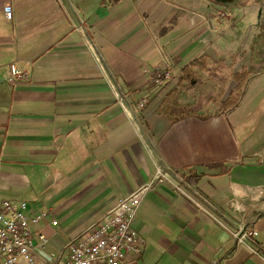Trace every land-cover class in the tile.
I'll list each match as a JSON object with an SVG mask.
<instances>
[{"label": "crops", "instance_id": "crops-1", "mask_svg": "<svg viewBox=\"0 0 264 264\" xmlns=\"http://www.w3.org/2000/svg\"><path fill=\"white\" fill-rule=\"evenodd\" d=\"M219 5L239 17L212 39ZM262 16L264 0H0V208L49 210L34 230L55 254L163 163L188 196L146 193L133 220L146 243L123 264H264V52L242 53ZM197 58L230 59L240 93L172 121L147 69L185 80ZM11 64L28 76L11 80ZM242 224L258 252L237 243Z\"/></svg>", "mask_w": 264, "mask_h": 264}, {"label": "built area", "instance_id": "built-area-1", "mask_svg": "<svg viewBox=\"0 0 264 264\" xmlns=\"http://www.w3.org/2000/svg\"><path fill=\"white\" fill-rule=\"evenodd\" d=\"M4 13L8 19L12 18L10 4L4 6ZM147 71L150 82L158 87L172 80L169 70L156 68ZM27 76V72L11 64V80ZM116 94L122 103L121 93L118 91ZM148 101L147 98L140 100V107L144 108ZM171 176H175L178 181L173 182ZM163 183H168L178 194L188 196L182 188L185 183L183 177L171 167L157 163L148 182L121 198L78 236L68 240L55 254L46 253L48 236L34 230L50 211L45 209L30 215L28 202L4 200L0 208V264H123L128 257L141 253L145 246V238L134 228L133 220L146 193ZM196 192L201 196L200 192ZM203 199L208 202L206 198ZM52 223L57 224V221L54 219ZM257 234L254 226L242 224L234 235L238 244L253 245V249L258 252L255 240Z\"/></svg>", "mask_w": 264, "mask_h": 264}, {"label": "rangeland", "instance_id": "rangeland-1", "mask_svg": "<svg viewBox=\"0 0 264 264\" xmlns=\"http://www.w3.org/2000/svg\"><path fill=\"white\" fill-rule=\"evenodd\" d=\"M231 1V0H225ZM217 9H213L210 15V19L216 28H210L212 39L218 37L219 34L223 32L226 34L228 30V25L226 28L218 27V21L227 20L229 22L235 20L237 16L239 17V12H233L230 5L224 6L219 5ZM258 19V14H254L252 17L246 19L248 25L250 23H255ZM262 27L258 34V38L262 41L254 40L253 46H246L243 48L242 53H251L254 51L264 52V17H261ZM216 39V38H215ZM214 39V40H215ZM205 66L208 69L199 68L197 65L192 66L191 69L196 72L193 78L195 82L189 83L187 80L181 78H175L166 84L167 87L165 92L160 96L166 100L167 104H173L176 102L178 105H183L189 107V111L198 112L202 110H209L210 107L218 106L221 104L223 99H232L239 95L241 90V84H235L233 77V63L229 60H214L213 58L204 59ZM244 63V60H243ZM169 85V86H168ZM163 87V88H164ZM166 96V97H165ZM160 97V99H161ZM168 104V105H169ZM216 107L213 110H216ZM166 108V107H165ZM217 111V110H216Z\"/></svg>", "mask_w": 264, "mask_h": 264}, {"label": "trees", "instance_id": "trees-1", "mask_svg": "<svg viewBox=\"0 0 264 264\" xmlns=\"http://www.w3.org/2000/svg\"><path fill=\"white\" fill-rule=\"evenodd\" d=\"M198 66L199 68H203V69H208L205 66V61L202 58H197L195 60H193L189 65L185 66L184 68V79L187 80L189 83L191 82H195V79L193 78V76L195 75L196 72H194L191 67L192 66ZM234 103V100L232 99H228L225 101L224 103V107H231ZM168 111L171 112V114H175L174 118H172V121H176L178 119H181L183 117H185L186 115H189L190 112L187 108L178 105V104H169L168 107Z\"/></svg>", "mask_w": 264, "mask_h": 264}]
</instances>
